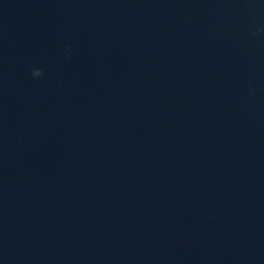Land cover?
<instances>
[{
  "label": "water",
  "instance_id": "95a60500",
  "mask_svg": "<svg viewBox=\"0 0 264 264\" xmlns=\"http://www.w3.org/2000/svg\"><path fill=\"white\" fill-rule=\"evenodd\" d=\"M0 264H264V0H0Z\"/></svg>",
  "mask_w": 264,
  "mask_h": 264
},
{
  "label": "clouds",
  "instance_id": "9594fccd",
  "mask_svg": "<svg viewBox=\"0 0 264 264\" xmlns=\"http://www.w3.org/2000/svg\"><path fill=\"white\" fill-rule=\"evenodd\" d=\"M31 71H32V76L34 78L41 77L43 75V69H41L39 67L32 66Z\"/></svg>",
  "mask_w": 264,
  "mask_h": 264
}]
</instances>
